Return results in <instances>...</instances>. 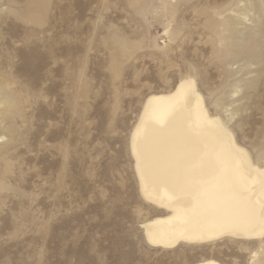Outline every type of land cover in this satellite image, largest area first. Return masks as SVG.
Instances as JSON below:
<instances>
[{"label":"rangeland","instance_id":"1","mask_svg":"<svg viewBox=\"0 0 264 264\" xmlns=\"http://www.w3.org/2000/svg\"><path fill=\"white\" fill-rule=\"evenodd\" d=\"M186 76L264 166V0H0V264H251L144 238L130 135Z\"/></svg>","mask_w":264,"mask_h":264},{"label":"bare ground","instance_id":"2","mask_svg":"<svg viewBox=\"0 0 264 264\" xmlns=\"http://www.w3.org/2000/svg\"><path fill=\"white\" fill-rule=\"evenodd\" d=\"M129 147L139 192L161 211L141 222L149 245L229 238L253 244L251 264H264V166L210 113L194 78L146 96Z\"/></svg>","mask_w":264,"mask_h":264}]
</instances>
